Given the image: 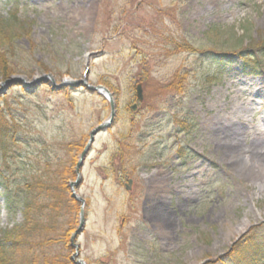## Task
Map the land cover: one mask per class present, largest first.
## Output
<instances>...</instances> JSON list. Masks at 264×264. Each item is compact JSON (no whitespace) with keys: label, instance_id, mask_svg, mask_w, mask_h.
Segmentation results:
<instances>
[{"label":"rangeland","instance_id":"374dc122","mask_svg":"<svg viewBox=\"0 0 264 264\" xmlns=\"http://www.w3.org/2000/svg\"><path fill=\"white\" fill-rule=\"evenodd\" d=\"M5 1L0 17L11 22L16 11L22 24L3 47L12 78L50 74L71 91L63 100L49 93L50 82L7 88L5 96L39 103L16 107L18 128L44 135L61 157L64 144L87 145L110 120L109 102L90 87L115 98V120L95 137L76 189L86 264H205L264 222V137L252 141L264 131V73L248 77L238 61L204 83L214 74L209 54L235 60L248 45L264 46V0H22L11 9ZM138 86L142 102H134ZM181 123L195 129L180 133ZM180 146L197 159H178ZM41 159L30 157L22 170L29 175ZM22 222L0 190V237Z\"/></svg>","mask_w":264,"mask_h":264},{"label":"trees","instance_id":"16d2710c","mask_svg":"<svg viewBox=\"0 0 264 264\" xmlns=\"http://www.w3.org/2000/svg\"><path fill=\"white\" fill-rule=\"evenodd\" d=\"M21 1L6 0L5 4L10 9L14 6L18 8ZM21 26L16 11L11 22L0 17V81L16 74L12 59L3 47L16 40V31ZM240 45L245 47L243 41ZM208 56L214 74L205 78L206 84L226 75L228 67L238 61L243 74L248 77H260L264 73L263 45H248L244 50H238L235 60L233 55ZM49 93L66 100L71 91L63 87L55 93ZM20 96H0V157L4 167V171L0 170V190L9 212L17 213L20 209L23 219L20 225L14 227V234L10 238L0 237V264H74L70 243L71 235L76 230L80 203L71 196L69 183L77 178V162L86 145L84 140H71L64 144L65 155L60 157L56 149L52 150L47 145L44 135L18 128L24 123L17 117L16 107L39 104L35 101L36 96L29 97L22 93ZM136 100L134 102H139L138 97ZM178 127V132L183 134L192 133L195 129L193 126L188 128L184 123ZM39 156H43L40 166L26 175L22 168L28 167L22 164L30 157L36 159ZM177 156L185 164L198 157L193 150L184 146L178 147ZM2 172H10L17 177L20 175L23 179L19 177V180H12ZM15 188L22 190L19 203L13 198ZM63 213L68 217L64 222ZM205 264H264V222L252 227L226 254Z\"/></svg>","mask_w":264,"mask_h":264},{"label":"water","instance_id":"95a60500","mask_svg":"<svg viewBox=\"0 0 264 264\" xmlns=\"http://www.w3.org/2000/svg\"><path fill=\"white\" fill-rule=\"evenodd\" d=\"M52 83L53 90H61V88H63L65 85L67 84H56L55 79H53V77L50 74H46L43 77L40 78H36L33 82L31 83H27L26 81L22 80L21 78L18 77H14V78H9L7 80H5L4 85L2 87V89H0V96L4 95L6 93V89L7 88H11L14 87L15 85H27L30 86L32 88H36V86L41 85L42 83ZM72 85L74 86H78V84L73 83ZM92 91H95L98 93V95L103 98H105L109 104H110V108H111V117L110 120L102 123V125L98 126L97 128H95L91 135H90V139H89V143L86 145V147L84 148V150L82 151V155L78 161V165L76 168V174H77V179L70 184L71 185V191H72V197L82 203L83 200L77 195L76 192V188H79L81 186V182H82V174H81V170L84 166V161L86 160V158L89 155V151L91 150L92 145L94 144V139L95 137L102 133L103 131H105V129L110 128L111 125L113 124V121L115 120L114 117L116 115L117 112V108H116V104H115V99L112 95V93H110L109 89L104 87V86H98V87H90ZM136 96L138 97L139 101L142 102L143 101V96H142V87L138 86L137 87V94ZM137 107L136 105L133 106V110H135ZM80 224H79V228L75 231V233L72 235V239H71V248H74L76 250L75 254L73 255V257L71 258V260H73L74 264H86L81 258H80V249H79V245L77 244V237L82 234L85 230V223H86V218L84 216L83 210H81L80 212Z\"/></svg>","mask_w":264,"mask_h":264},{"label":"bare ground","instance_id":"6f19581e","mask_svg":"<svg viewBox=\"0 0 264 264\" xmlns=\"http://www.w3.org/2000/svg\"><path fill=\"white\" fill-rule=\"evenodd\" d=\"M257 134H258V136H254V139L252 141L260 143L263 140L264 131H262L261 133H257ZM257 155H258V157H261V155L259 153H257Z\"/></svg>","mask_w":264,"mask_h":264}]
</instances>
